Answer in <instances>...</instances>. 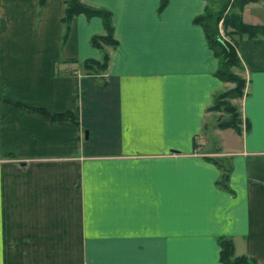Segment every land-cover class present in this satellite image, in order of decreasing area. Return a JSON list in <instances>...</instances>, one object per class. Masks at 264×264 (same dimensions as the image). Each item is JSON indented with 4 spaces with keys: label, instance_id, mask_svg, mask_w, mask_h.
<instances>
[{
    "label": "crops",
    "instance_id": "obj_1",
    "mask_svg": "<svg viewBox=\"0 0 264 264\" xmlns=\"http://www.w3.org/2000/svg\"><path fill=\"white\" fill-rule=\"evenodd\" d=\"M82 1L111 12L103 72L81 65L98 16L73 15L61 46L64 0H0V264H224L221 237L264 264V36L235 43L236 132L208 109L232 83L193 20L206 0ZM195 147L227 158L226 187Z\"/></svg>",
    "mask_w": 264,
    "mask_h": 264
},
{
    "label": "trees",
    "instance_id": "obj_2",
    "mask_svg": "<svg viewBox=\"0 0 264 264\" xmlns=\"http://www.w3.org/2000/svg\"><path fill=\"white\" fill-rule=\"evenodd\" d=\"M44 0H38V4L41 5ZM248 1L253 0H236L238 9ZM167 0H159L158 9H161ZM209 0H206L203 11L196 15L193 20L198 22L203 31L205 38L212 49L213 54L217 58V67L214 71L215 75L223 80L231 82L232 85L218 90L213 93L212 100L208 106L209 110L222 111L225 112L217 119L215 126L219 128L231 127L236 132L241 130L240 123V111L236 103L232 102V98L241 97L243 94V88L245 84V79L240 74L234 72L231 68L239 67L241 68V62L236 54L233 46H229L222 42L216 33L215 24L219 15H213L209 11L208 7ZM77 13H83L86 16H98L101 19L103 31L98 34H92L89 38V42L92 46L100 50L99 58H85L81 61L82 67L86 71L90 72H103L106 68L108 61V51L104 46H114L116 44V39L113 35V24L111 18V12L103 7L92 6L84 3L82 0H64V9L61 15V22L63 24V29L60 37V44L63 45L65 39L68 35L69 23L73 15ZM233 23H238L240 32L246 33L248 37L254 36H264V23H250L244 22L239 16L236 20L233 18ZM226 22V20H222ZM102 80V79H101ZM40 111L42 114L49 118H69L74 121V115L68 112L60 113H49L41 107L30 108ZM207 159L219 165L222 172L218 179V183L223 187H226V180L228 177V165L224 167L213 157H207ZM219 250L218 259L224 264H253L246 255L244 254H234L233 242L228 237H221L218 240Z\"/></svg>",
    "mask_w": 264,
    "mask_h": 264
},
{
    "label": "rangeland",
    "instance_id": "obj_3",
    "mask_svg": "<svg viewBox=\"0 0 264 264\" xmlns=\"http://www.w3.org/2000/svg\"><path fill=\"white\" fill-rule=\"evenodd\" d=\"M249 2L262 3V2H264V0L248 1L245 4H247ZM244 5L241 7V9H238L236 0H209V2H208L209 11L212 12V16L213 15H219V18L217 19V22L215 24L216 25L215 29H216V33H217L218 38L222 42L226 43L227 45L233 46L234 49H235V43L240 37H248L246 35V33L240 32L239 27H238V23H233L234 22L233 18H234V20H236L238 16L241 18V11H242ZM254 7H257V6H254ZM254 9H259V8H254ZM256 11H255V15L257 14ZM258 11L264 12V10H258ZM223 19L226 20V22H222ZM244 19H245V17H244ZM254 37H256V36H254ZM235 51H236V49H235ZM236 54H237V52H236ZM231 69L234 72L240 74L239 71L242 69V67L241 68L233 67ZM214 113H215V115L220 117V115H222L225 112L214 111ZM216 150L217 149L215 147H212V150H210V151L200 152L199 147H195V152H197V153L200 152L203 155L204 154H209L208 155L209 157H213L217 161L220 160V159H224V160L221 161V164L224 167H227V161L225 160L227 158L218 156L217 153H216ZM221 172H222V170H221Z\"/></svg>",
    "mask_w": 264,
    "mask_h": 264
}]
</instances>
